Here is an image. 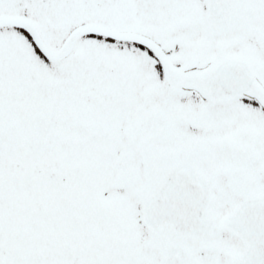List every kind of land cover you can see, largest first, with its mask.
Returning <instances> with one entry per match:
<instances>
[{
  "label": "snow or ice",
  "instance_id": "snow-or-ice-1",
  "mask_svg": "<svg viewBox=\"0 0 264 264\" xmlns=\"http://www.w3.org/2000/svg\"><path fill=\"white\" fill-rule=\"evenodd\" d=\"M0 264H264V0H0Z\"/></svg>",
  "mask_w": 264,
  "mask_h": 264
}]
</instances>
